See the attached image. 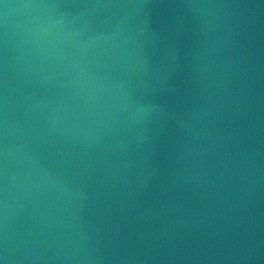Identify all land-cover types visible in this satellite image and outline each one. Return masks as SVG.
I'll return each instance as SVG.
<instances>
[{"label":"water","instance_id":"95a60500","mask_svg":"<svg viewBox=\"0 0 264 264\" xmlns=\"http://www.w3.org/2000/svg\"><path fill=\"white\" fill-rule=\"evenodd\" d=\"M0 264H264V0H0Z\"/></svg>","mask_w":264,"mask_h":264}]
</instances>
